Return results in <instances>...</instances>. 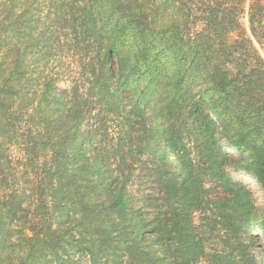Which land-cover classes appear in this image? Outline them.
<instances>
[{
	"label": "trees",
	"instance_id": "16d2710c",
	"mask_svg": "<svg viewBox=\"0 0 264 264\" xmlns=\"http://www.w3.org/2000/svg\"><path fill=\"white\" fill-rule=\"evenodd\" d=\"M244 3L0 0V264H195L205 250L192 216L209 204L230 227H255L264 258V208L225 167L264 199V0H251L250 35ZM63 50L90 61L69 98L55 85ZM137 124L163 145L166 211L150 218L128 193ZM192 137L225 200L205 201Z\"/></svg>",
	"mask_w": 264,
	"mask_h": 264
},
{
	"label": "rangeland",
	"instance_id": "374dc122",
	"mask_svg": "<svg viewBox=\"0 0 264 264\" xmlns=\"http://www.w3.org/2000/svg\"><path fill=\"white\" fill-rule=\"evenodd\" d=\"M244 1V14L241 17L240 22L246 32L250 35L248 10L251 0ZM254 44L264 61V43L261 46L256 42H254ZM55 61L56 64L54 63V71L59 73L58 79L55 83L58 88L57 93L67 98L74 95L76 91L81 93L89 71L87 68L88 63L90 62L89 57L85 55L78 56L77 53L71 50L68 52L63 50L61 54H56ZM63 91H66V93L63 94ZM125 109L127 110L128 108L126 107ZM125 109H119L120 114L116 116L113 125L110 127L111 130L112 127L121 125L118 124V122L121 121V115L125 112ZM147 142L150 143V148L146 146L148 144ZM161 146L163 145H160V141L153 138V134L147 132V130L143 128V125L137 124L135 126L134 146L132 148L134 172L128 185V193L133 196L132 203H134V209L139 208L147 218H150L155 211H161L162 213L166 211V208L164 207V198L166 197L165 178L162 175L163 172L158 170L159 163H157L158 161L156 162V156H154L156 147L161 148ZM187 147L190 149L191 161L194 162L198 169V173L201 175L203 189L207 190L205 201L211 203L213 200H225L227 197L223 193L221 184L208 174L204 173L203 169L199 168L205 166L206 163L202 160L200 153L196 150V138L192 137L191 139H188ZM222 149L224 151L226 150L224 146H222ZM13 152L15 156L19 157L18 155L20 154L16 149ZM230 155H233V153L230 152ZM168 156H171V154L168 153ZM229 161L230 162L225 166L226 171L234 178L242 181V189L250 192L258 211L262 213L264 199L261 186L251 177L234 173L232 160L230 158ZM170 162H173V165L175 166H172L171 168L176 169L172 157ZM207 207L205 208V212H196L192 216L195 233L205 250L204 256L195 264H209V255L214 251H225L232 255H250L256 259L257 264H264V258L260 253L262 246L261 240L252 239L250 237V234L254 236L255 233H258L257 229L255 227L250 228L244 233V231L239 230L238 228L235 229L230 227L225 219L222 218V216H219L222 211L219 212L214 210L211 204ZM230 222H236V220L230 219Z\"/></svg>",
	"mask_w": 264,
	"mask_h": 264
}]
</instances>
